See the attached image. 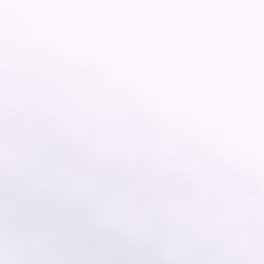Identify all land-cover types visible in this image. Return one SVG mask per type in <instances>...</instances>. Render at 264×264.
Masks as SVG:
<instances>
[{
    "label": "clouds",
    "instance_id": "clouds-1",
    "mask_svg": "<svg viewBox=\"0 0 264 264\" xmlns=\"http://www.w3.org/2000/svg\"><path fill=\"white\" fill-rule=\"evenodd\" d=\"M0 264H264V0H0Z\"/></svg>",
    "mask_w": 264,
    "mask_h": 264
}]
</instances>
